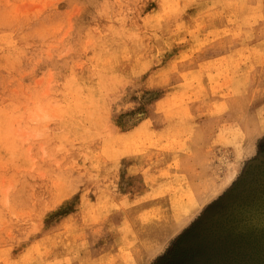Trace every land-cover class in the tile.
<instances>
[{
  "label": "rangeland",
  "instance_id": "374dc122",
  "mask_svg": "<svg viewBox=\"0 0 264 264\" xmlns=\"http://www.w3.org/2000/svg\"><path fill=\"white\" fill-rule=\"evenodd\" d=\"M0 264H264V0H0Z\"/></svg>",
  "mask_w": 264,
  "mask_h": 264
},
{
  "label": "bare ground",
  "instance_id": "6f19581e",
  "mask_svg": "<svg viewBox=\"0 0 264 264\" xmlns=\"http://www.w3.org/2000/svg\"><path fill=\"white\" fill-rule=\"evenodd\" d=\"M102 100V99H101ZM262 163V161L261 160H259V161H257V162H255V164H253L254 165V174L253 175H251V176H249L248 177V175H246L245 174V177H244V180H245V182L243 183L246 187H241V190H243L244 188H246L248 191H250V189H251V187H250V185H253L252 183L253 182H255V181H261V178L260 177H256V178H254L255 177V174H258V171L256 170L257 168V166L258 165H260ZM252 170V171H253ZM246 178H248L247 179V182H246ZM255 180V181H254ZM242 184V185H243ZM206 185V184H205ZM240 185V184H239ZM241 185V186H242ZM210 186V185H209ZM192 190V189H191ZM211 190V189H210ZM199 194V193H198ZM189 195H190V193H189ZM191 196H192V194H191ZM191 196H189V197H191ZM214 196V194H212V193H210V191H209V189L204 193V196L202 195V196H200L199 198L201 199L200 201L198 200V199H196V198H193L192 197V199L187 203V205L189 206V204H190V206L186 209V208H184V210L181 212V214H182V216H181V219H180V222H178V220H177V222L175 221H173V219L170 221V223H169V225L171 224L172 225V223H173V229L171 230L172 232L173 231H176L181 225V223L184 221V219H186L187 217H189L190 215H192L193 214V212L194 211H196V209H198L199 207H200V205H201V203H203L204 201H207V200H209L210 198H212ZM183 201H184V199H182ZM188 200H189V198H188ZM179 201V200H178ZM177 204V203H176ZM175 204V205H176ZM173 205V204H172ZM187 205L185 206V207H187ZM171 207V206H170ZM173 207H174V205H173ZM172 207V208H173ZM183 208V207H182ZM156 209H158V208H156ZM177 209V208H176ZM175 210V209H174ZM180 210V209H179ZM179 210H177V211H179ZM142 211V210H141ZM176 211V210H175ZM181 211V210H180ZM143 212V211H142ZM142 212H141V214L140 215H142L143 216V214H145L144 212H143V214H142ZM149 212V211H148ZM157 212V211H156ZM156 212L154 211V213L156 214ZM210 211H208V213H206V215H204L203 216V223L201 224V225H203L204 226V224L208 221V214H209V216H210V214L211 213H209ZM159 213V212H158ZM146 215V214H145ZM144 215V216H145ZM141 216V217H142ZM156 216V215H155ZM140 217V218H141ZM192 217V216H191ZM142 218H144V217H142ZM141 218V219H142ZM174 218V217H173ZM141 219H140V221H141ZM174 219H176V218H174ZM146 221V220H145ZM144 222V221H143ZM142 223V222H141ZM203 226H201L200 227V229L203 227ZM171 227V226H170ZM148 240V239H147ZM156 240H157V238H156ZM159 240V239H158ZM147 242H150V240L149 241H147ZM154 242V241H153ZM157 243V242H156ZM150 244V243H149ZM156 245H158V244H156ZM146 247H148V246H146ZM159 247V246H158ZM151 248V247H150ZM146 250V249H145ZM153 250V249H152Z\"/></svg>",
  "mask_w": 264,
  "mask_h": 264
}]
</instances>
